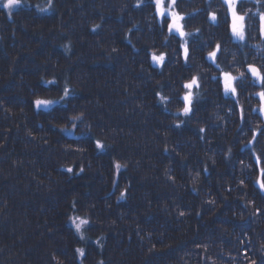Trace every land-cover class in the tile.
Here are the masks:
<instances>
[{"label":"trees","instance_id":"1","mask_svg":"<svg viewBox=\"0 0 264 264\" xmlns=\"http://www.w3.org/2000/svg\"><path fill=\"white\" fill-rule=\"evenodd\" d=\"M5 3L0 264H264L262 87L247 73L255 63L264 73V56L232 44L222 0H177L183 39L153 0ZM261 38L253 26L245 42ZM217 44L219 68L245 74L236 96L207 61Z\"/></svg>","mask_w":264,"mask_h":264},{"label":"snow or ice","instance_id":"2","mask_svg":"<svg viewBox=\"0 0 264 264\" xmlns=\"http://www.w3.org/2000/svg\"><path fill=\"white\" fill-rule=\"evenodd\" d=\"M244 0H222V3L227 6L228 9V15H227V30H229L232 34V37L238 39L239 41H244L246 38V35L250 33L253 27V22L251 18H248L246 21L247 13L241 14L240 11H238V6L243 4ZM21 4V0L18 3H12V0H6V3L4 4V7L7 9H12L13 7L19 6ZM153 4L156 8V14L160 18L161 25L167 26V29L169 33H175L177 34L181 39H183L186 35L184 29V24L182 21L185 20V17L181 16L179 12L172 11L171 8L175 7L177 5V0H153ZM250 11V10H249ZM253 16L256 15V13L252 14ZM208 19L215 25L218 24V17L215 13L209 14ZM95 31V29H93ZM259 32L261 35H264V12L259 13ZM187 41L185 40L183 44H181L180 49L182 51L183 57L185 62L189 59V48L186 46ZM221 51V46L219 44L216 45L215 50L208 52L207 58L215 64L216 68H219L220 65L216 63L218 59V52ZM152 61H154L156 64L163 65L165 62V57L163 55L156 56L155 54H152ZM248 72L251 73L253 77L256 78L262 85H264V73H261V71L254 65H248ZM213 80H217V77H212ZM239 80L241 84L245 82V74L242 72L240 74V77H234L230 72L221 71L219 82H222L223 85V92L227 96L231 94L232 96L237 95V87H236V81ZM51 83H55L54 81ZM193 86L198 87V81L196 77H193L190 82L186 83L184 87L186 89H189V91L183 96V101L185 103V107L183 108V113L185 115L189 114L192 104V92L191 89ZM69 93L67 89L64 90V95L67 96ZM260 97V101L262 104L261 112L264 113V91H261L258 93ZM53 101L51 100H41L37 99L34 101V105L39 108L40 106H44L47 108L48 105L52 104ZM243 113V110L241 109V114ZM243 120V115H242ZM177 127H179L177 125ZM204 129H200V132H204ZM97 148H101L102 145L97 141L96 144ZM262 161L260 158H257V164H261ZM117 168H119V165H117ZM68 172H72L73 169L69 168L67 169ZM83 171V169H81ZM261 174L264 175V168L261 169ZM241 184H243V181H241ZM259 189L262 194H264V180L258 181ZM122 196L124 193L121 194ZM81 223H84L83 221ZM77 231L80 229V224L75 225ZM81 254H83V250H77ZM102 264V262H101Z\"/></svg>","mask_w":264,"mask_h":264},{"label":"rangeland","instance_id":"3","mask_svg":"<svg viewBox=\"0 0 264 264\" xmlns=\"http://www.w3.org/2000/svg\"><path fill=\"white\" fill-rule=\"evenodd\" d=\"M248 1H251L252 2V0H244L243 4L239 5L237 10L240 11L241 14L247 13L248 15L246 16V21L248 20V18H251V20L253 22V26L254 27L256 26L257 28H259V26L257 25L259 23V15L256 12V10L253 9L252 11H246V12H244L245 6L248 4ZM254 2L255 3H260L262 6H264V0H254ZM247 9H248V7H247ZM253 13H256V15L253 16L252 15ZM226 27H227V25H226ZM250 33H251V31H250ZM250 33L246 35V38H245L244 41H239L238 39L232 37V34L229 31L230 37L232 39V44L236 48L239 47V46H237V42L242 43V44H240V49H237V50L239 52L242 51L243 54L245 55V58H248L249 60H251L253 57H260V58H262L264 56V39L261 38L262 40H260L258 42H251V41H249L250 43H247L245 41L249 38ZM226 42H228V41H226ZM226 42H224V43L220 42L219 43V44H222V46H223V57L225 58V56H229L230 55L229 57L231 58L232 57V54L234 52L229 47H227V46L230 45V43H226ZM218 56H219V52H218ZM217 60H221V58H218ZM207 61H210V60L207 59ZM251 65L256 66L261 71V69L259 68V66L256 63L255 64H251ZM219 69H221V71L230 72V71H228L227 67H225V68H222L221 67ZM261 73H262V71H261ZM261 87H262V90L261 91H264V85L261 84ZM260 103H261V101H260ZM261 106H262V104H261ZM262 114L264 116V113H262Z\"/></svg>","mask_w":264,"mask_h":264},{"label":"clouds","instance_id":"4","mask_svg":"<svg viewBox=\"0 0 264 264\" xmlns=\"http://www.w3.org/2000/svg\"><path fill=\"white\" fill-rule=\"evenodd\" d=\"M20 0H12V3H18Z\"/></svg>","mask_w":264,"mask_h":264},{"label":"water","instance_id":"5","mask_svg":"<svg viewBox=\"0 0 264 264\" xmlns=\"http://www.w3.org/2000/svg\"><path fill=\"white\" fill-rule=\"evenodd\" d=\"M247 70H248V68H247ZM249 74L251 75V73H250V72H249ZM251 77H252V78H254V79H256V78H255V77H253L252 75H251Z\"/></svg>","mask_w":264,"mask_h":264},{"label":"bare ground","instance_id":"6","mask_svg":"<svg viewBox=\"0 0 264 264\" xmlns=\"http://www.w3.org/2000/svg\"><path fill=\"white\" fill-rule=\"evenodd\" d=\"M262 36V38L264 39V35H261Z\"/></svg>","mask_w":264,"mask_h":264}]
</instances>
